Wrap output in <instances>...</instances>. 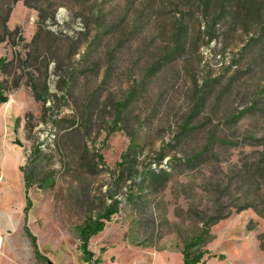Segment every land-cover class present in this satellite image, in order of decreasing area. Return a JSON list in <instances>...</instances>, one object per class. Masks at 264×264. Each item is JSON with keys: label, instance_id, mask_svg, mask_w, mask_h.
Wrapping results in <instances>:
<instances>
[{"label": "rangeland", "instance_id": "obj_1", "mask_svg": "<svg viewBox=\"0 0 264 264\" xmlns=\"http://www.w3.org/2000/svg\"><path fill=\"white\" fill-rule=\"evenodd\" d=\"M38 21L36 10L15 3L7 26L18 33L0 44V59L8 64L0 72L8 97L0 105V264H87L80 227L110 198L119 202V211L89 241L95 264H183L185 245L200 237L204 264H264V52L235 63L247 40L236 33L227 47L220 38L187 54L148 79L107 137L115 102L158 58L156 44L148 37L144 50L139 43L126 45L113 68L119 77L105 84L92 69H77L85 41L78 54L63 52L61 60L76 64L81 78L65 99L54 62L45 73L49 39H41L38 52L32 43ZM56 21L47 28L70 36L84 30L62 6ZM105 47L99 52L102 64L109 60ZM206 81L214 87L194 114ZM32 84L49 88L44 106L35 100ZM92 97L89 115L76 123L75 114ZM30 163L35 184L28 191L27 225L43 262L23 228L20 168ZM161 170L166 181L152 177Z\"/></svg>", "mask_w": 264, "mask_h": 264}, {"label": "trees", "instance_id": "obj_2", "mask_svg": "<svg viewBox=\"0 0 264 264\" xmlns=\"http://www.w3.org/2000/svg\"><path fill=\"white\" fill-rule=\"evenodd\" d=\"M19 1L38 13V29L32 43L36 47L35 51L38 52L43 41L41 39H49L44 41L46 42L45 61H43L45 73L47 75L50 62H54V73L62 79L59 88L65 99L72 95L81 78L74 72L76 64L67 66L61 60L59 55L63 52H68L72 57L80 52L82 44L87 43L77 69L83 71L92 69L93 76L95 78L100 76L101 83L105 84L119 77L113 68L120 64L126 45L139 43L144 50L148 45V37L151 39V45L156 44L154 52L158 54V58L146 68L141 81L138 84L134 83L123 99L115 102L113 108L116 119L107 137L117 130L123 112L145 91L148 79L155 77L187 54L198 53L200 48L209 46L220 38L227 47V40L236 33L245 36L247 40L242 48V55L234 59L235 63L244 61L256 51L261 55L264 52V0H116L114 5L108 4L114 0H0V44L9 41V38L18 33L17 29L9 30L7 23L13 5ZM61 6L69 10L75 19L81 20L83 31L70 36L63 31L54 32L47 28V22L57 24L56 14ZM57 43L62 45L55 47ZM65 43H68L67 47L63 45ZM102 47L106 48L109 58L107 64H102L99 56ZM105 65L106 67L103 68ZM7 66L8 64L0 59V72H5ZM134 71V67L128 69L129 78L132 79ZM42 85L39 89L32 84L31 88L35 100L44 106L50 94L46 84ZM213 87L208 81L204 82V89L201 90L196 101L194 114L204 105ZM6 91L5 82L0 80V105L8 102ZM94 101L95 97H92L89 106L75 114L76 123L80 122L78 119L89 115V109ZM87 121L82 122V125L85 123L87 126ZM186 130H189L188 127L184 128V134L187 133ZM134 143L132 137L130 149L133 148ZM38 153H40L39 147L34 150L33 156H37ZM98 159L103 161L102 155L99 154ZM30 165L31 163L20 168L26 193L23 228L31 241L36 259L43 262L45 258L39 251L37 238L27 225L32 208L28 191L35 184L32 171L28 170ZM166 175L167 172L161 170L159 173H153L152 177L166 181ZM110 200L111 203L97 216H89L80 227V249L87 264H95L94 253L89 249L90 239L101 233L105 229L106 222L111 221L113 215L119 211V202L114 198ZM202 242L203 238L200 237L185 245L182 252L183 264H204L205 252L200 251L199 248Z\"/></svg>", "mask_w": 264, "mask_h": 264}, {"label": "bare ground", "instance_id": "obj_3", "mask_svg": "<svg viewBox=\"0 0 264 264\" xmlns=\"http://www.w3.org/2000/svg\"><path fill=\"white\" fill-rule=\"evenodd\" d=\"M0 247H1V241H0Z\"/></svg>", "mask_w": 264, "mask_h": 264}, {"label": "water", "instance_id": "obj_4", "mask_svg": "<svg viewBox=\"0 0 264 264\" xmlns=\"http://www.w3.org/2000/svg\"><path fill=\"white\" fill-rule=\"evenodd\" d=\"M57 18H60V16H57Z\"/></svg>", "mask_w": 264, "mask_h": 264}]
</instances>
